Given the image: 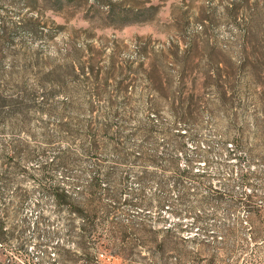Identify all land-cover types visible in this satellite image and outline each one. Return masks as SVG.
I'll list each match as a JSON object with an SVG mask.
<instances>
[{
  "label": "rangeland",
  "instance_id": "rangeland-1",
  "mask_svg": "<svg viewBox=\"0 0 264 264\" xmlns=\"http://www.w3.org/2000/svg\"><path fill=\"white\" fill-rule=\"evenodd\" d=\"M106 1L118 4L131 15L149 18L116 26L103 20L107 10L96 5V0H74L60 11L41 3L28 8L22 0H0V19L6 23L20 24L25 18L35 23V28H30L35 32L25 29L14 34L13 44L20 51L14 58V50L6 47L4 54L0 48L2 66L9 71L17 61L18 68L25 70L26 65L38 61V67L28 70V85L35 87L38 74L55 70L59 76L56 83L64 90H74L72 98L75 93L84 96L95 86L111 93H128L131 100L121 97L117 105L136 110L129 127L152 121L180 128L172 109L192 105L199 115L193 120L195 128L191 126L188 131L196 134L198 141L190 140L189 153H194L195 146L204 148L207 142H212L214 148L206 160L208 166L202 161L194 169L195 173H205V187L196 193L191 191L195 195L183 206L178 202V191L170 189L173 204L182 212L180 217L172 214L170 205L160 211L136 208L130 215L151 227L178 223L186 227L202 216V227L209 231L195 225L188 234H197V240L186 241L163 233L141 235L140 247L133 244L137 241L133 239L117 241L116 245L110 242L108 248L89 250L91 261L85 252L70 244L69 250L75 255L61 256L56 245L66 243L68 237L62 219L56 217L52 198L41 191L37 182L41 176L39 165L31 163L29 175L19 176L28 197L21 205L11 206L17 215L7 224L8 229L22 230L27 246L19 250L16 240L11 246L0 245V264H264V245L254 247L250 238L255 228L263 226V218L250 222L243 208L226 213L225 204L203 208L198 204L211 190L208 186L225 191V185L236 179L234 172L246 171L257 174L252 180L254 188L248 192L252 190L257 196L260 215L264 214V0ZM98 73L101 77L110 75L108 83L103 78L94 85ZM57 121L51 117V122ZM41 131L40 123L33 125V134ZM237 139L243 144L238 154H246L251 162L239 166L233 160L228 167L224 154L218 153L219 145L227 142L231 147ZM53 179L62 184V173L54 171ZM133 182L130 186L135 187ZM231 184L234 195L242 197L246 190L237 182ZM16 187L11 186L7 192V203L14 202L11 194ZM150 191L157 192L156 186ZM1 208L0 204V214ZM187 210L192 213L187 214ZM222 224L237 228L228 242V252L221 251L214 239L223 238L222 233L213 234ZM38 227L50 233L61 231L48 238L37 234ZM188 234L184 233L186 238H190Z\"/></svg>",
  "mask_w": 264,
  "mask_h": 264
},
{
  "label": "trees",
  "instance_id": "trees-1",
  "mask_svg": "<svg viewBox=\"0 0 264 264\" xmlns=\"http://www.w3.org/2000/svg\"><path fill=\"white\" fill-rule=\"evenodd\" d=\"M22 1L28 8L41 3L60 11L74 0ZM96 5L107 10L102 15L103 20L116 26L139 23L149 18L140 17L138 13L131 15L122 11L118 4L106 0H96ZM32 27L35 28V23L31 19L25 18L20 24H9L0 19V48L14 50L11 55L14 58L20 53L13 44L14 34L25 29L35 32L30 29ZM38 66L39 62L35 61L22 70L18 68V62L13 61L9 71H5L0 61V245L11 246V242L16 240L19 250L27 246L22 230L18 231L16 227L8 229L7 224L11 217L17 215V212L12 213L11 206L14 203L21 205L28 197L19 176L29 175L28 165L31 163L39 165L37 169L41 176L37 182L41 191L52 198L56 217L62 219L63 230L68 237L66 243L56 245L61 256L75 255L69 250L70 244L78 251L85 252L91 261L89 250L103 246L108 248L110 242L116 245L117 241L133 239L137 240L133 244L140 247L138 241L141 242V239L138 237L141 235L158 236L163 233L168 237H182L186 241L197 240V234H188L195 225L201 231H209L208 227H202L205 222L202 216L194 218L186 227L179 223L151 227L130 215L136 208H156L160 211L170 205L172 214L180 217L182 212L173 204L170 189L178 191L177 199L183 206L195 195L191 191L196 193L205 187V173H195L194 169L202 161L208 166L206 160L214 148L212 142H207L204 148L195 146L194 153H189L190 140L194 143L198 141L196 134L188 131V128L195 126L193 120L199 115L197 109L192 105L172 109L180 128H169L152 121L129 127L136 110L117 104L121 97L130 101L131 95L118 90L111 93L95 86L85 91L84 96L75 93L72 98L74 90H64L63 85L56 83L59 76L55 70L43 76L38 74V85L29 86L28 70ZM103 78L108 83L111 76L101 77L98 73L94 85L100 84ZM80 101H84V104L81 105ZM59 110L63 113L59 114ZM51 117H56L58 121L51 122ZM36 123L41 124L42 131L35 135L33 125ZM184 128L187 131L183 132ZM160 136H163L162 139ZM241 141H233L231 147L227 142L220 143L218 153L226 157V166L231 167L233 160L239 166L251 162L246 154H238L243 149ZM54 171L62 173V184L53 179ZM234 175L236 179L225 185V191L208 186L211 190L198 204L202 208L225 204L226 213L243 208L250 215V222L256 217L263 218V226L255 228L250 238L255 242L254 247L264 245V214L260 215L257 196L252 190L248 192V189L254 188L252 180L257 178V174L242 171L234 172ZM131 181H134L135 187L130 186ZM231 182H237L239 187L246 190L242 197L234 195ZM14 185H17L11 194L14 202L7 203L6 194ZM154 185L157 192L150 191ZM186 212L192 213L191 210ZM257 212L259 215H256ZM60 231L55 229L50 233L38 227L36 232L51 238L52 234H59ZM213 231L214 235L223 234L221 239L217 236L214 238L220 250L230 251L228 242L237 233L236 226L222 224ZM184 233L190 238H186Z\"/></svg>",
  "mask_w": 264,
  "mask_h": 264
}]
</instances>
